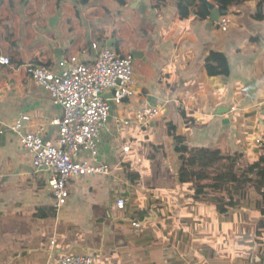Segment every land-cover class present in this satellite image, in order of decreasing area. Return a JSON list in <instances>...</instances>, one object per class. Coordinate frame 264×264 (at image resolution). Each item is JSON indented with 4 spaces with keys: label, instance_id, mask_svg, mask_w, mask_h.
Returning a JSON list of instances; mask_svg holds the SVG:
<instances>
[{
    "label": "crops",
    "instance_id": "crops-1",
    "mask_svg": "<svg viewBox=\"0 0 264 264\" xmlns=\"http://www.w3.org/2000/svg\"><path fill=\"white\" fill-rule=\"evenodd\" d=\"M259 12L264 15V6L256 2L220 11L202 0H62L58 10L56 0H0V57L13 62L12 68L0 66V264H59L66 254H95L97 264H264L260 194L250 184L212 191L210 196H230L227 213L196 200L178 183L181 163L168 129L176 126L189 149L251 162L253 142L264 135ZM224 13L231 19L228 32L218 27ZM106 46L134 62L135 96L112 105L99 145L100 162L114 173L74 180L70 204L59 211L49 174L35 169L33 155L9 129L28 114L26 131L43 127L53 142L58 136L50 123L63 110L34 85L26 65L41 61L60 73L58 61L78 56L91 63ZM211 52L227 57L229 75L208 73ZM141 102L161 108L162 115L144 126L120 125ZM183 110L192 117L189 125ZM119 199L125 200L123 211L116 208ZM160 214L167 216L168 243L160 238ZM177 229L200 235L177 239Z\"/></svg>",
    "mask_w": 264,
    "mask_h": 264
},
{
    "label": "built area",
    "instance_id": "built-area-1",
    "mask_svg": "<svg viewBox=\"0 0 264 264\" xmlns=\"http://www.w3.org/2000/svg\"><path fill=\"white\" fill-rule=\"evenodd\" d=\"M231 24L229 16L224 15L218 21V27L228 32ZM98 48L97 43H93ZM0 66L12 68L13 62L8 56L0 57ZM60 73L54 72L49 64L30 62L26 69L34 85L46 90L53 105L63 110V117L50 124L58 127L56 140L48 141L46 129L40 127L34 132L26 131L32 118L28 114L17 118L9 129L18 137L21 147L33 155L37 171L47 172L49 189L57 210H65L70 204L72 182L84 176H111L114 171L100 162L99 145L101 137L110 124L112 105H123L127 99L135 96L134 62L131 56H121L115 49L104 47L94 62L84 63L78 56H71L57 62ZM264 91V76L261 83ZM112 92V98L104 95ZM162 115L161 108L141 102L130 119L120 125L144 126ZM253 157L256 162L264 147V135H257L253 142ZM129 146L123 148L130 153ZM258 153H257V152ZM88 154L87 159H82ZM125 200L116 201V208L125 209ZM139 229L141 224L133 222ZM95 254H66L59 264H97Z\"/></svg>",
    "mask_w": 264,
    "mask_h": 264
},
{
    "label": "trees",
    "instance_id": "trees-1",
    "mask_svg": "<svg viewBox=\"0 0 264 264\" xmlns=\"http://www.w3.org/2000/svg\"><path fill=\"white\" fill-rule=\"evenodd\" d=\"M78 5H87L92 0H74ZM220 11H227L232 7L241 6L249 2H256L258 8L264 6V0H209ZM57 8L61 6L62 0H56ZM120 4L124 0H118ZM181 3V2H180ZM179 3V6H180ZM227 15L224 13L222 16ZM221 16V17H222ZM258 20H264V15L259 12L255 16ZM36 64H42L41 61H35ZM207 69L210 75H229V64L224 54L211 52L207 59ZM185 124L192 122V117L185 110L182 111ZM169 132L174 141V151L179 155L181 163L178 172V183L189 189L193 197L198 201H214V205L219 213H227L228 208L233 204L231 201L225 205V195L210 196L212 191L224 193L229 190H235L237 186L246 188L248 184L253 186L261 196L260 211L264 216V147L256 162L244 163L242 157L237 155L219 156L217 151H199L189 149L185 145V138L176 134V126L172 123L168 125ZM256 175L255 179H251ZM236 182V183H234ZM239 184V185H237ZM258 234H264V221L260 222ZM264 257V249H262Z\"/></svg>",
    "mask_w": 264,
    "mask_h": 264
},
{
    "label": "rangeland",
    "instance_id": "rangeland-1",
    "mask_svg": "<svg viewBox=\"0 0 264 264\" xmlns=\"http://www.w3.org/2000/svg\"><path fill=\"white\" fill-rule=\"evenodd\" d=\"M157 171H160V170H157ZM227 197V199L225 198V205H228V202L231 200V198H230V196H226ZM179 201H180V199H178ZM210 203H211V200L209 201ZM213 203H214V201H212ZM250 202V201H249ZM213 203H211L215 208H216V206L213 204ZM166 203H163V202H161L160 203V209H163L164 208V206H166L165 205ZM181 204H183V202H181ZM184 205V204H183ZM216 210H217V208H216ZM162 215L160 214V238L162 239V241H164V242H169V240L170 241H172L173 240V238H171L172 236H171V233H170V230H169V227L168 226H166L165 225V222H164V220H165V217H167L166 215H164L163 217H161ZM133 224V223H132ZM174 232H177V234H176V238L177 239H183V238H185V237H189L190 239H196V238H199V237H197L198 235H200V234H198L197 233V231L195 232V231H193V230H191L190 231V233H193V234H189V233H186V235L185 234H183V233H178V229L177 230H174ZM199 232H202V229L201 230H199ZM210 232L213 234V232H212V230H207L206 231V233H204V232H202V233H204V234H210ZM212 236V235H211ZM230 236H232V234L230 235ZM212 237H214V236H212ZM193 248L195 249V244H194V246H193Z\"/></svg>",
    "mask_w": 264,
    "mask_h": 264
},
{
    "label": "water",
    "instance_id": "water-1",
    "mask_svg": "<svg viewBox=\"0 0 264 264\" xmlns=\"http://www.w3.org/2000/svg\"><path fill=\"white\" fill-rule=\"evenodd\" d=\"M202 2L204 4H206L207 6H209L211 9L215 8V5L212 4L209 0H202ZM58 20H59L58 16L53 17L52 20L50 21L51 26L55 27ZM110 93H111V95H113L112 92H110ZM106 94L104 95L105 97H106Z\"/></svg>",
    "mask_w": 264,
    "mask_h": 264
}]
</instances>
